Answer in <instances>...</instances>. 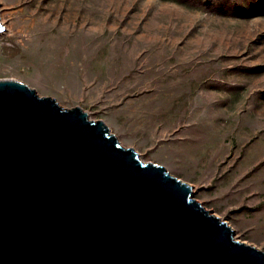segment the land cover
I'll use <instances>...</instances> for the list:
<instances>
[{"label":"rangeland","instance_id":"374dc122","mask_svg":"<svg viewBox=\"0 0 264 264\" xmlns=\"http://www.w3.org/2000/svg\"><path fill=\"white\" fill-rule=\"evenodd\" d=\"M66 28L21 34L0 0V80L103 121L143 163L264 252V0H80Z\"/></svg>","mask_w":264,"mask_h":264},{"label":"water","instance_id":"95a60500","mask_svg":"<svg viewBox=\"0 0 264 264\" xmlns=\"http://www.w3.org/2000/svg\"><path fill=\"white\" fill-rule=\"evenodd\" d=\"M192 191L103 121L0 80V264H264Z\"/></svg>","mask_w":264,"mask_h":264},{"label":"bare ground","instance_id":"6f19581e","mask_svg":"<svg viewBox=\"0 0 264 264\" xmlns=\"http://www.w3.org/2000/svg\"><path fill=\"white\" fill-rule=\"evenodd\" d=\"M79 2L80 0H18L23 5L18 16L22 21L20 33H46L57 28L62 33L70 35V31L72 36H77L79 28L69 30L66 24L69 18L79 16Z\"/></svg>","mask_w":264,"mask_h":264}]
</instances>
